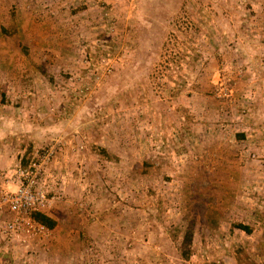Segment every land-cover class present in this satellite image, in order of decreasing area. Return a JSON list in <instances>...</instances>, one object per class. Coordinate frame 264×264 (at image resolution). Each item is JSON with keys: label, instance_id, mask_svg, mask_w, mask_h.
<instances>
[{"label": "rangeland", "instance_id": "1", "mask_svg": "<svg viewBox=\"0 0 264 264\" xmlns=\"http://www.w3.org/2000/svg\"><path fill=\"white\" fill-rule=\"evenodd\" d=\"M23 181L57 226L3 205L0 264H264V0H0Z\"/></svg>", "mask_w": 264, "mask_h": 264}, {"label": "built area", "instance_id": "2", "mask_svg": "<svg viewBox=\"0 0 264 264\" xmlns=\"http://www.w3.org/2000/svg\"><path fill=\"white\" fill-rule=\"evenodd\" d=\"M23 175L26 174V177L29 176V172L22 171ZM28 178V177H27ZM29 180V178L27 179ZM31 181V180H30ZM32 182L23 181L20 188L12 193H2L0 197V208L3 205H7L12 212H20L23 214L22 220L23 225L27 226L28 229L34 227L40 231H45L48 229L46 226L36 222L31 214L33 211H37L40 208V205L47 201V196L44 192H35L31 186ZM40 211V210H39ZM17 219L16 221H18ZM11 222L6 227V231L13 228L14 231L19 229L18 227L22 224L20 221L16 223ZM49 230V229H48Z\"/></svg>", "mask_w": 264, "mask_h": 264}, {"label": "trees", "instance_id": "3", "mask_svg": "<svg viewBox=\"0 0 264 264\" xmlns=\"http://www.w3.org/2000/svg\"><path fill=\"white\" fill-rule=\"evenodd\" d=\"M177 23L179 25V29H181L183 31H192V29L194 27H196V25L194 24V22L191 19L186 25H182L179 20H178ZM177 23H176V25H177ZM31 216L36 222L46 226L50 230H54L56 228V226H57V220L54 219L53 217L49 216L48 214L42 212V211H39V210L33 211ZM236 226L239 229H241V230H243V231H245L247 233L251 232V228L248 225L237 224ZM190 242H191V233L189 232L188 233V240L184 241V244H189ZM184 256H185L186 259H188L190 257V252L185 250ZM212 264H225V263H223V262H220V263L214 262Z\"/></svg>", "mask_w": 264, "mask_h": 264}]
</instances>
